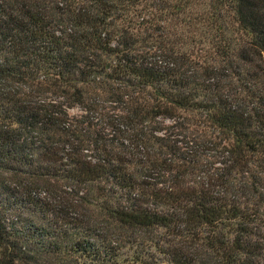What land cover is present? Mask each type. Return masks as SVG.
Listing matches in <instances>:
<instances>
[{
	"label": "trees",
	"instance_id": "1",
	"mask_svg": "<svg viewBox=\"0 0 264 264\" xmlns=\"http://www.w3.org/2000/svg\"><path fill=\"white\" fill-rule=\"evenodd\" d=\"M0 264H264V0H0Z\"/></svg>",
	"mask_w": 264,
	"mask_h": 264
}]
</instances>
